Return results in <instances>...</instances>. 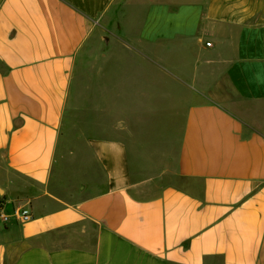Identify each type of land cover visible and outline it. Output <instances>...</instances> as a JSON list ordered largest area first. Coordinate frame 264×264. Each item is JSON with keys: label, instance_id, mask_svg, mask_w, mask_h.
<instances>
[{"label": "crops", "instance_id": "crops-1", "mask_svg": "<svg viewBox=\"0 0 264 264\" xmlns=\"http://www.w3.org/2000/svg\"><path fill=\"white\" fill-rule=\"evenodd\" d=\"M115 2L83 113L121 136L85 134L103 185L68 201L51 189L74 71ZM149 113L177 119L187 186L133 173L160 156L133 137ZM1 204L0 264H264V0H0Z\"/></svg>", "mask_w": 264, "mask_h": 264}, {"label": "rangeland", "instance_id": "rangeland-1", "mask_svg": "<svg viewBox=\"0 0 264 264\" xmlns=\"http://www.w3.org/2000/svg\"><path fill=\"white\" fill-rule=\"evenodd\" d=\"M121 10L119 2L111 5L108 16L112 21L110 24L107 23L109 24L108 30L104 27L96 29L77 59L73 89L75 111L66 114V120L61 130L51 189L56 195L68 201L92 194L103 185V171L94 162L90 150L85 148V134L96 137L121 136L115 132L116 120L112 115L108 117L99 113H83L84 97L87 101L91 96H95L93 87L97 83L98 76L97 71L92 68L99 61H103V52L110 47V36L116 34L115 21L120 18ZM103 37H108V43H105ZM221 92L225 97L236 98L226 80L223 81ZM154 104L157 105L160 102ZM176 120L173 113H149L141 123L138 122L137 125H134L133 137L135 140L138 141V137L140 143L156 144L160 154L151 163L133 168V173L137 178L154 177L165 185L176 183L187 186L188 183L185 180L175 176L179 150V139L176 137L178 135L174 133ZM123 138L126 137L123 136Z\"/></svg>", "mask_w": 264, "mask_h": 264}, {"label": "built area", "instance_id": "built-area-1", "mask_svg": "<svg viewBox=\"0 0 264 264\" xmlns=\"http://www.w3.org/2000/svg\"><path fill=\"white\" fill-rule=\"evenodd\" d=\"M14 215L19 221L23 222L29 221L33 218L31 208L28 206L14 208ZM0 218L4 222H7L10 218V213L5 211L4 206L2 204L0 205Z\"/></svg>", "mask_w": 264, "mask_h": 264}, {"label": "water", "instance_id": "water-1", "mask_svg": "<svg viewBox=\"0 0 264 264\" xmlns=\"http://www.w3.org/2000/svg\"><path fill=\"white\" fill-rule=\"evenodd\" d=\"M104 41H105V43H108V41H109L108 37H105Z\"/></svg>", "mask_w": 264, "mask_h": 264}]
</instances>
